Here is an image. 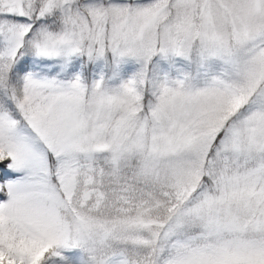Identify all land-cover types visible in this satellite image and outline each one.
I'll list each match as a JSON object with an SVG mask.
<instances>
[{
	"label": "snow or ice",
	"instance_id": "1",
	"mask_svg": "<svg viewBox=\"0 0 264 264\" xmlns=\"http://www.w3.org/2000/svg\"><path fill=\"white\" fill-rule=\"evenodd\" d=\"M0 264H264V0H0Z\"/></svg>",
	"mask_w": 264,
	"mask_h": 264
}]
</instances>
